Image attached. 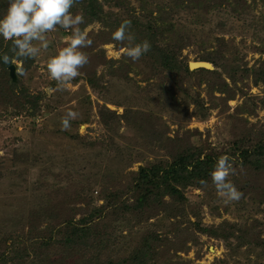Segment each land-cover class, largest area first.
<instances>
[{"label": "rangeland", "instance_id": "rangeland-1", "mask_svg": "<svg viewBox=\"0 0 264 264\" xmlns=\"http://www.w3.org/2000/svg\"><path fill=\"white\" fill-rule=\"evenodd\" d=\"M98 2L99 21L87 23L84 11L71 9L84 17L80 28H88L93 43L81 49L89 63L68 90L57 91L46 68L71 34L59 27L47 34L49 46L36 59L11 64L15 78L0 71V264H73L80 252L89 257L88 248L92 263L100 264L121 260L143 243L157 247L153 263L264 264V171L238 158L264 140V0H248L238 14L215 9L207 18L196 12L201 0ZM8 6L0 0L1 18ZM153 18L186 29L185 62L210 63L204 68L210 72L184 82L142 57L125 58L127 43L112 40V33L124 21ZM3 46V54H11V42ZM211 53L213 63L202 59ZM8 80L13 101L2 90ZM68 111L78 118L64 130ZM190 144L230 157L229 180L242 199L224 205L211 181L187 188L184 203L165 197L168 204L132 214L127 206L136 198L140 169ZM94 209L97 240L70 262L62 245L66 222ZM229 233L234 236L222 238Z\"/></svg>", "mask_w": 264, "mask_h": 264}, {"label": "trees", "instance_id": "trees-1", "mask_svg": "<svg viewBox=\"0 0 264 264\" xmlns=\"http://www.w3.org/2000/svg\"><path fill=\"white\" fill-rule=\"evenodd\" d=\"M248 0H201V4L196 9L197 14L209 16L215 9L226 7L232 12L241 13L245 6L247 7ZM241 6L240 8L237 6ZM242 3V4H241ZM76 8L78 11H84L89 17L86 20L87 23L102 20L103 8L99 4L98 0H80L77 3ZM235 6V7H234ZM240 11V12H239ZM1 18V17H0ZM153 21V22H152ZM152 21H148L145 24L139 21H131V33L135 36V43H141L147 40L151 44V51L142 56L143 61H148L157 66L160 73L164 76L172 78L179 75L180 81H184L185 77H189L193 74H203L207 71L204 68H200L191 71L190 66L183 58V50L189 46L190 36L186 33V29L178 30L174 24L171 25H159L153 18ZM164 41V45L162 42ZM3 38L0 39V57L7 50V46H3ZM127 46V45H126ZM6 47V48H5ZM6 50H5V49ZM9 54V56H11ZM211 56V57H210ZM127 56L125 55V58ZM205 61L213 63V55L209 54V57L202 58ZM24 61V60H23ZM22 61V62H23ZM21 62V61H20ZM11 64L5 65L0 59V71L7 72ZM10 77L6 75V79ZM11 80H8L2 84V90L6 91L9 101L16 99L14 89L10 86ZM185 82V81H184ZM10 83V85H9ZM94 86V83H93ZM5 92H3L4 94ZM26 103V102H25ZM217 154L205 153L201 146L190 144L181 150L170 153V157L166 161H160L159 163H153L147 167L140 169L138 177H136L134 192L136 198L133 204L127 206V209L134 213H144L154 206L168 204L164 199L169 197L174 202L184 203L187 198L185 190L189 187L203 188L204 185L201 181L210 183L211 172L218 160ZM238 158L241 159L242 165L246 168H252L255 172L264 171V140H261L250 148H244L239 152ZM230 163H233L232 161ZM96 209L88 216L84 217L80 221H76L74 218L66 222V227L69 229L66 238L63 240L62 245L69 250L66 257L71 259L78 254L81 246H88V244L97 240L96 223L95 218L98 217ZM199 226V225H198ZM201 233L211 231L207 228H199ZM213 231H219V229H213ZM212 234V233H211ZM234 233H229L222 237L229 239L234 236ZM214 236H219L217 232L213 233ZM100 242V241H99ZM257 244V241L255 242ZM101 246V243H99ZM147 243L140 244L136 247L132 253L122 258L121 260L109 259L106 262L100 264H161L154 262V255H158V249L155 245H146ZM98 250V249H97ZM92 252H89V248L86 253L80 252L79 257L74 259L73 264H94L92 263ZM88 257V260L85 258ZM152 259V260H151ZM62 259L53 261L52 264H63ZM69 262V263H70ZM163 264H175L174 262H165Z\"/></svg>", "mask_w": 264, "mask_h": 264}, {"label": "clouds", "instance_id": "clouds-1", "mask_svg": "<svg viewBox=\"0 0 264 264\" xmlns=\"http://www.w3.org/2000/svg\"><path fill=\"white\" fill-rule=\"evenodd\" d=\"M80 0H8V8L3 18H0V37L5 42H11V53L4 54L0 59L5 65L15 64L17 61L36 59L42 50L48 48L47 34L57 31V27L70 31L67 36L66 46L61 47L58 53L47 61V73L50 80L56 81L57 91H65L71 82L80 75V69L89 63L88 55L81 51L92 45L89 39L88 28H80L84 24V17L75 16L71 9ZM131 22L124 21L112 33V40L120 44L127 43L121 50L127 58L133 62L138 61L143 55L151 51V44L144 40L135 43V36L131 33ZM22 68L18 69V75H24ZM78 118V113L68 111L61 118V127L64 130L70 128V121ZM230 157L218 158L211 172L212 184L217 196L224 205L239 202L243 193L229 180L234 174ZM207 186V182L201 181Z\"/></svg>", "mask_w": 264, "mask_h": 264}, {"label": "water", "instance_id": "water-1", "mask_svg": "<svg viewBox=\"0 0 264 264\" xmlns=\"http://www.w3.org/2000/svg\"><path fill=\"white\" fill-rule=\"evenodd\" d=\"M192 64H195V65H192ZM196 64H198V65H196ZM189 66L192 70L200 69V68L211 69V64L207 63V62H192V63H190ZM9 70H10L11 77L15 78V67L10 66ZM14 81H15V79H14Z\"/></svg>", "mask_w": 264, "mask_h": 264}, {"label": "bare ground", "instance_id": "bare-ground-1", "mask_svg": "<svg viewBox=\"0 0 264 264\" xmlns=\"http://www.w3.org/2000/svg\"><path fill=\"white\" fill-rule=\"evenodd\" d=\"M192 65H195V64H192ZM196 65H198V64H196Z\"/></svg>", "mask_w": 264, "mask_h": 264}]
</instances>
